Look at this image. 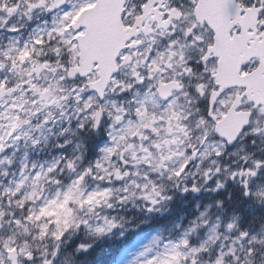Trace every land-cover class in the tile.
Masks as SVG:
<instances>
[{
	"label": "snow or ice",
	"instance_id": "obj_1",
	"mask_svg": "<svg viewBox=\"0 0 264 264\" xmlns=\"http://www.w3.org/2000/svg\"><path fill=\"white\" fill-rule=\"evenodd\" d=\"M0 264H264V0H0Z\"/></svg>",
	"mask_w": 264,
	"mask_h": 264
}]
</instances>
